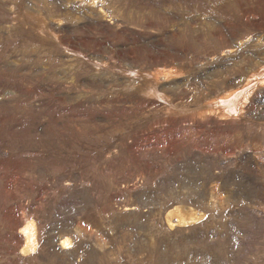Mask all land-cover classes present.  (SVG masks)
Listing matches in <instances>:
<instances>
[{
  "label": "rangeland",
  "instance_id": "rangeland-1",
  "mask_svg": "<svg viewBox=\"0 0 264 264\" xmlns=\"http://www.w3.org/2000/svg\"><path fill=\"white\" fill-rule=\"evenodd\" d=\"M0 264H264V0H0Z\"/></svg>",
  "mask_w": 264,
  "mask_h": 264
},
{
  "label": "bare ground",
  "instance_id": "bare-ground-1",
  "mask_svg": "<svg viewBox=\"0 0 264 264\" xmlns=\"http://www.w3.org/2000/svg\"><path fill=\"white\" fill-rule=\"evenodd\" d=\"M182 211L183 210H181V209H177L174 211V214L176 215L175 224L176 223L185 224V223H188V222L193 221L195 219L197 220L198 217L200 218V215L194 214L193 211H192V213L188 212L189 214L186 213V211H185V213H183ZM198 214H200V212ZM171 224H173V223H171ZM34 228H33V224H28V225H26L20 229V233H22L24 235V244L21 247L22 253H24L25 251L30 252V250L33 251L36 247V238H35ZM70 244H71V239H69V237H64L59 242V245L61 248H68V247H70Z\"/></svg>",
  "mask_w": 264,
  "mask_h": 264
}]
</instances>
